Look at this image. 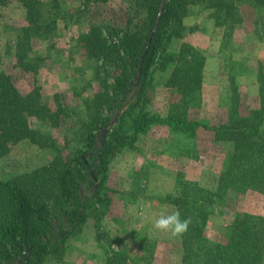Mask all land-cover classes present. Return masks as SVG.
Masks as SVG:
<instances>
[{
    "label": "trees",
    "instance_id": "obj_1",
    "mask_svg": "<svg viewBox=\"0 0 264 264\" xmlns=\"http://www.w3.org/2000/svg\"><path fill=\"white\" fill-rule=\"evenodd\" d=\"M120 1L137 8L138 15L116 22H94L87 11L89 2L106 6L108 0H81L74 11L68 10L61 0H21L26 22L15 42L14 67L37 73L39 64L30 57L32 40L51 39L58 20L75 19L72 21L81 27L76 38L86 55L113 66L115 72L111 83L107 82L109 73L105 77L97 76L99 89L82 100V114H74L62 105L61 99L55 106L46 104L38 86L20 92L0 70V156L24 139L53 151L47 163L0 178V264L15 261L44 264L61 255L67 241L81 233L91 204L96 203L101 211L108 212L110 188L105 181L110 163L119 153L130 150L151 124L164 126L175 137L183 138L188 145L184 148L186 154L182 155L190 159L203 158L201 131L212 135L213 140H228L232 144L215 189L205 188L178 172L177 192L165 193L160 199L174 205L181 219H191L188 231L179 236L182 263L264 264V217L237 213L227 227L224 242L215 241L206 233L207 221L215 206L225 204L232 195H244L249 189L264 190V57L255 66L258 102L250 108L241 105L234 74L236 67L229 66L232 71L229 85L221 94L219 104L226 111V119L221 121L197 117V110L204 105L201 86L206 53L191 44L168 50V41L185 38L187 27L183 20L195 6L208 10L215 26L232 30L229 20L236 4L251 6L260 25L264 19V0ZM9 2L0 0V5ZM157 16V27L141 59L136 100L122 111L101 139V145L94 146L97 132L109 120L105 112L112 111L113 104L119 108L122 94L127 92V87H133L137 65ZM168 67L170 73L165 86L179 99L168 115L161 116L144 110L142 103L153 72ZM64 118H72V122L66 127L68 137L61 146L31 123L39 120L57 127ZM130 177L134 181L126 193L130 197L128 204L142 197L139 177L133 174ZM94 179L98 180L94 193L81 200L82 184L86 181L92 186ZM91 200V204L86 203ZM146 240L142 237L135 241L139 250Z\"/></svg>",
    "mask_w": 264,
    "mask_h": 264
},
{
    "label": "rangeland",
    "instance_id": "obj_2",
    "mask_svg": "<svg viewBox=\"0 0 264 264\" xmlns=\"http://www.w3.org/2000/svg\"><path fill=\"white\" fill-rule=\"evenodd\" d=\"M9 1L7 5H0V70L20 92L25 93L38 86L46 104L55 106L61 99L62 105L74 114H82V100L93 95L100 87L97 76L105 77L109 73L107 82L111 83L115 68L86 55L76 38L81 27L72 21L75 19L58 20L51 39L32 40L30 57L39 64L37 73L23 72L14 67V46L26 19L21 0ZM80 1L61 0V4L74 11L80 6ZM87 11L94 22H116L138 15L139 10L130 7L127 1L108 0L106 6L89 2ZM254 13L251 6L236 4L234 15L229 20L232 30H224L214 25L208 10L195 6L183 20L187 27L185 38L168 41L170 51L191 44L207 55L201 86L204 105L197 110L198 119H226V111L219 104L221 94L229 85L232 71L228 68L231 65L236 67L234 74L241 105L250 108L258 102L255 66L264 57V19L258 25ZM169 73V67L153 72L142 103L144 110L161 116L173 110V104L179 98L165 86ZM134 79L135 76L132 82ZM137 90L136 87H127V92L120 98L121 106L117 108L113 104L114 109L105 112L109 120L97 135L109 122L113 123L106 132L115 125L122 111L136 100ZM71 122L72 118H64L59 126L51 127L48 122L31 121L33 126L50 134L60 146L66 143L68 136L65 131ZM199 135L200 144H203V158L190 159L182 155L186 154L184 148L188 145L183 138L175 137L164 126L151 124L146 132L139 135L130 150L119 153L110 163L105 181L110 188L107 193L110 197L108 212L101 211L96 203L91 204L94 199L86 201L91 205L86 210L87 219L81 233L67 241L61 255L52 257L44 264H183L180 238L155 230L152 218L161 211L176 210L174 205L160 199L165 193L177 192L175 177L178 172H183L187 179L205 188H216L218 177L232 151V144L228 140H213L212 135L204 131ZM94 146H98L96 141ZM52 156L51 149L40 148L26 139L21 140L13 144L6 155L0 156V178L41 166ZM131 174L139 177V196L142 197L128 204L126 202L130 201V197L126 193L134 181ZM97 184V179H94L92 186L85 181L81 186L80 199L84 201L86 196H91ZM239 212L264 217V190L249 189L244 195H232L225 204L215 206L207 221V236L224 242L228 235L227 227ZM142 237L147 240L139 250L135 241Z\"/></svg>",
    "mask_w": 264,
    "mask_h": 264
},
{
    "label": "clouds",
    "instance_id": "obj_3",
    "mask_svg": "<svg viewBox=\"0 0 264 264\" xmlns=\"http://www.w3.org/2000/svg\"><path fill=\"white\" fill-rule=\"evenodd\" d=\"M190 224V218L181 219L179 210L171 212L161 211L152 218V226L155 230L170 233L173 237L185 234Z\"/></svg>",
    "mask_w": 264,
    "mask_h": 264
},
{
    "label": "water",
    "instance_id": "obj_4",
    "mask_svg": "<svg viewBox=\"0 0 264 264\" xmlns=\"http://www.w3.org/2000/svg\"><path fill=\"white\" fill-rule=\"evenodd\" d=\"M160 11H161V5H160ZM158 18H159V17L157 16V17H156V20H155L154 27H153L151 33L149 34V37H148L147 43H146V45H145V47H144V50H143V52H142V55H141L140 61H139L138 65H137L135 79H134V82H133V84H132L133 87H136L137 82H138V80H139V77H140V74H141V59L143 58V55H144V53H145L146 47H147V45H148V43H149V40H150V38H151L153 32L155 31L156 27H157V20H158ZM112 123H113V122H109L108 125H106V127H104V128L98 133V135H97V139H96V142L98 143V145H99V144L101 145V142H102L101 139L103 138V136H104L105 132L107 131V129L112 125ZM95 182H96V181H95Z\"/></svg>",
    "mask_w": 264,
    "mask_h": 264
}]
</instances>
